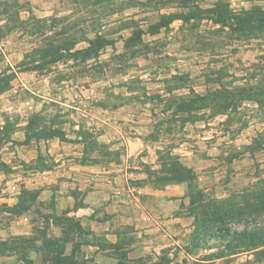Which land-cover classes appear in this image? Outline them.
Listing matches in <instances>:
<instances>
[{"label": "rangeland", "instance_id": "374dc122", "mask_svg": "<svg viewBox=\"0 0 264 264\" xmlns=\"http://www.w3.org/2000/svg\"><path fill=\"white\" fill-rule=\"evenodd\" d=\"M0 82V144L28 121L31 131L63 129L69 161L126 164L133 184L168 157L192 168L182 254L165 248L156 264H264V238L244 247L202 232L264 225V0H0ZM35 141L20 152L29 157ZM10 152H0L1 174L14 172ZM30 159L12 163L27 175L39 156ZM222 199L235 203L233 215L225 207L199 217V205L215 210ZM43 215L31 238L5 242L0 264H49ZM68 236L77 264H95L78 246L84 231Z\"/></svg>", "mask_w": 264, "mask_h": 264}, {"label": "crops", "instance_id": "0c3cea01", "mask_svg": "<svg viewBox=\"0 0 264 264\" xmlns=\"http://www.w3.org/2000/svg\"><path fill=\"white\" fill-rule=\"evenodd\" d=\"M40 97L41 102L53 100ZM25 103L30 106L28 100ZM27 122H15L9 138L0 144V152L11 151L4 161L11 162L9 167L14 171L0 173L1 180L5 181V192L0 195V219L5 222H0V241L32 236L33 216L39 210V224L43 222V214H47L52 235L56 237L63 233V225L55 219L76 218L86 235L77 241L78 245L85 258L95 264H156L165 248L172 251L179 246L182 252L181 236L193 220L187 212L185 182L162 187L143 180L133 184L128 177L134 173L123 169L127 165L122 162L107 166L92 161H69L62 151L65 142L55 136L36 139L38 143L27 157L19 150L28 146ZM5 124L1 116L0 130H4ZM36 156H39L38 164L27 175L16 170L22 164L12 163L24 160L28 167L30 158ZM42 156H47L49 161H42ZM25 190H36L35 201L19 213H13ZM70 244H67L69 253Z\"/></svg>", "mask_w": 264, "mask_h": 264}, {"label": "trees", "instance_id": "16d2710c", "mask_svg": "<svg viewBox=\"0 0 264 264\" xmlns=\"http://www.w3.org/2000/svg\"><path fill=\"white\" fill-rule=\"evenodd\" d=\"M217 22L224 23V21L217 20ZM99 38L90 40L89 45L93 46L94 43H98ZM6 90V86L1 84L0 82V93ZM203 100V98L201 99ZM189 107V106H188ZM190 109V108H189ZM40 116L42 115L39 113ZM41 117L40 119H42ZM32 128L30 129L28 126L26 128V133H27V139L29 137H34L36 139L38 138H43V137H58L60 140L63 139V129L57 128L55 129L54 127H41L39 130L36 129L35 131H31ZM1 133V130H0ZM168 163H163L161 165L162 169H158L157 171H154L153 173V178L148 179V183H151L154 187H162L166 184H171V183H180V182H185L187 186H191L194 183L195 178V173L192 170L191 167L183 165L180 161H177V159H174L173 157H168ZM31 191V192H30ZM199 192L197 191L196 195ZM37 196V193L32 190H25L23 192V195L19 196V204L18 207L15 211H12L13 213H19L21 210H24L26 208V205L28 203H32L35 201ZM194 193L190 192V201L192 202V199H194ZM226 201L225 199H222L221 202L217 203V208L215 210L209 209V211H206L207 205H199V209L197 210L199 217H202L205 215V217H209L207 219H210L213 214H215L216 211L219 209H223L227 207V211L229 212L230 215H233L235 213V203L232 205L230 203L224 204ZM222 204V207L221 205ZM264 202H261L260 205V210L257 212L262 213L264 212L263 210V205ZM238 210H243V208L238 207ZM70 221V222H69ZM55 222L60 225H63V233L56 237L54 235H51L48 239H42L41 244L44 245L45 247L50 248V255L48 256L47 261L49 264H77L74 257V248L76 245L74 242L70 239L68 236L69 233L72 231H77L79 232L82 227L79 224L78 220L74 217H69V216H64L60 217L58 219H55ZM67 224V225H66ZM202 232H208L210 234V237H215L216 239L219 240H224V239H229V240H234V241H240L242 242L244 247H251V244L253 245L254 242L261 241L264 238V225H260V227L255 228L254 230H249V229H236L233 228L232 225H207L206 228H203ZM27 239L31 238L30 237H18L16 239ZM13 239V240H16ZM261 239V240H260ZM44 241V242H43ZM5 242L7 241H0V252L3 250V246H5ZM71 243V251L68 254H64L65 248L67 247V244ZM79 246V245H78ZM58 248V249H57ZM29 264H33L32 262H29ZM91 264V263H90Z\"/></svg>", "mask_w": 264, "mask_h": 264}]
</instances>
